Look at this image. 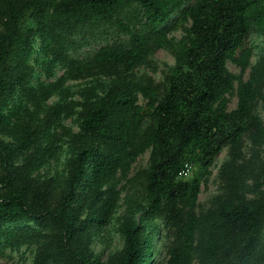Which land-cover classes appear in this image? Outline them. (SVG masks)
Listing matches in <instances>:
<instances>
[{
  "label": "trees",
  "instance_id": "obj_1",
  "mask_svg": "<svg viewBox=\"0 0 264 264\" xmlns=\"http://www.w3.org/2000/svg\"><path fill=\"white\" fill-rule=\"evenodd\" d=\"M186 1L0 0V132L9 129L1 114L8 98L17 90L32 99L37 95L30 85L28 54L38 32L25 30L27 18L44 33L47 55L68 64L71 77L94 68L120 76L108 92L85 104L75 139L80 147L69 159L60 191L33 177L51 152L43 146V125L15 129L16 143L0 136V233L21 221L40 225L45 239L34 264H152L153 234L161 228L157 220L173 234L160 264L196 259L198 264H264V196L247 195L251 176L256 186L264 176V120L254 112L264 61L248 80L227 67L231 61L243 73L248 70L253 50L242 45L253 27L264 34V0H195L188 10V36L175 45L165 26ZM134 4L146 15L147 33L122 17ZM113 27L129 35L128 44L103 45L86 60L70 55L95 37L109 36ZM159 47L176 53L167 91L162 95L151 81L126 85L120 70L128 73L147 63ZM236 82L238 103L230 111L228 94ZM134 89L146 99L145 107L137 104ZM63 113L56 107L45 120L53 125ZM145 116L153 123L140 134ZM245 136L253 145L251 161H242ZM225 147L231 154L220 170L226 194L214 209L199 214L202 185ZM148 149L145 204L125 216L119 225L124 247L103 262L90 248L94 231L118 204V173L127 174Z\"/></svg>",
  "mask_w": 264,
  "mask_h": 264
},
{
  "label": "rangeland",
  "instance_id": "obj_2",
  "mask_svg": "<svg viewBox=\"0 0 264 264\" xmlns=\"http://www.w3.org/2000/svg\"><path fill=\"white\" fill-rule=\"evenodd\" d=\"M195 0H187L181 8L175 12L166 24L167 39L173 41L175 45L184 41L188 36V30L192 25L188 10L193 6ZM138 5H133L122 15L134 30L145 33L144 23L146 15L143 10H139ZM25 30H34L38 34L33 37L31 49L28 54L29 66L32 69L30 85L32 90L37 91L34 99L29 97L24 91L17 90L15 94L5 102L1 114L9 129L0 132V136L9 143H16L15 129L23 130V127H45L43 143L44 147H50L51 152L47 155L43 164L39 165L33 174L37 181L48 183L52 190L60 191L65 183L69 170V159L80 147L75 142L76 135L81 133V113L85 104L89 100H94L103 96L118 82L117 75H113L101 68H94L80 78L70 76L69 66L65 62H53V56L47 55L44 48V33L39 31V25L31 18H27ZM48 45H54L53 40L48 39ZM130 41L129 35L113 27L108 36H98L89 40V44L77 50H70L69 53L74 58L86 60L92 57L97 50L106 44L126 43ZM242 47L251 48L253 56L250 66L246 72L235 63L229 61L227 67L231 73L244 80L250 78L252 69L259 62L264 61V34L258 27H253L251 32L244 38ZM176 66V53L174 48L159 47L152 51L148 62L139 65L132 71L125 73L122 70L121 76L128 86L133 84H145L151 81L163 95L168 89V80ZM132 83V84H131ZM44 88L43 93L39 90ZM237 88L228 94L229 109L233 111L237 107ZM137 104L145 107L147 101L141 92L134 89ZM61 107L64 113L55 124L51 120H45L48 114L56 107ZM254 112L264 120V84L254 102ZM153 123L150 116H145L140 127V134ZM13 127V130H11ZM150 151L146 150L133 163L127 174L118 173V190L120 191L119 201L112 215L107 218L103 225L94 231L91 250L101 257L103 262H107L114 255L122 251L124 239L119 230V225L126 215L133 208L144 205L145 185L143 173L150 163ZM253 156V145L249 136L243 139V159L251 161ZM231 161L230 147H225L216 158L211 173L207 176L202 185L199 196L197 212L203 214L214 209L219 200L226 194V183L220 177V170L224 163ZM195 167V165H194ZM259 175L258 168L255 171ZM254 173V174H255ZM255 178L247 181V195L249 197L264 196V176H261L259 186L255 184ZM140 213L137 214V218ZM154 232L155 258L152 264H160L165 257L167 245L173 240V234L164 227L162 220H157ZM5 232L0 233V264H34L35 256L39 247L44 241L45 232L36 222L21 221L16 224H9L3 227ZM150 228H148V231ZM43 233V237L42 234ZM13 240L15 237H20ZM32 235V236H30ZM197 259L192 264H198Z\"/></svg>",
  "mask_w": 264,
  "mask_h": 264
}]
</instances>
